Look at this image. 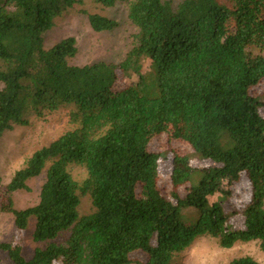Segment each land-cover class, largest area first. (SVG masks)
Masks as SVG:
<instances>
[{
  "label": "trees",
  "instance_id": "trees-1",
  "mask_svg": "<svg viewBox=\"0 0 264 264\" xmlns=\"http://www.w3.org/2000/svg\"><path fill=\"white\" fill-rule=\"evenodd\" d=\"M79 1L0 0V139L32 111L71 105L76 125L36 150L8 184L0 174V210L21 230L34 217L33 239L44 243L29 259L20 242L0 241V251L12 264H173L202 235L226 248L259 240L264 251V101L252 92L264 79V0H132L137 32L126 57L74 65L76 39L46 48L44 33ZM89 19L97 31L118 25L98 13ZM164 132L211 162L193 165L176 153L171 198L158 185L162 154L149 149ZM48 162L39 201L17 209L13 193L29 190ZM71 163L86 168L82 183ZM243 180L249 199L232 206ZM80 193L91 196L92 213L79 215ZM136 250L146 259L132 257ZM229 264L262 263L245 255Z\"/></svg>",
  "mask_w": 264,
  "mask_h": 264
},
{
  "label": "rangeland",
  "instance_id": "rangeland-1",
  "mask_svg": "<svg viewBox=\"0 0 264 264\" xmlns=\"http://www.w3.org/2000/svg\"><path fill=\"white\" fill-rule=\"evenodd\" d=\"M132 0L118 2L114 6H104L96 0H80L72 8L62 13L55 19L53 27L44 33L45 47L50 48L60 40L73 36L76 39L77 53L69 58V63L85 65L98 61L120 62L134 45V36L137 27L129 18V4ZM176 5L182 0H172ZM98 13L115 19L118 25L112 30L97 31L90 23L89 14ZM121 80L118 81V84ZM0 82V88L2 87ZM255 95L262 96L264 101V79L253 89ZM73 106H63L54 111L29 112L27 124H16L7 130L0 139V174L3 185L10 182L15 172L26 165L30 156L39 148L49 145L68 130L74 129L70 112ZM264 115V104L260 107ZM153 152L162 154L159 165L158 185L167 198H171L173 182L171 178L173 168V156L185 154L190 157L193 165L211 163L195 153L192 146L181 138L164 132L153 138L149 145ZM47 163L45 169L38 176L28 181L29 190H19L13 193L14 206L17 209L27 208L39 201L40 191L46 179ZM68 170L73 178L82 183L87 176L84 166L71 163ZM235 193L231 198L232 206L242 207L250 196L249 182L243 180L235 185ZM4 187L0 193V203L3 202ZM184 196L187 186L178 188ZM79 215L92 213L95 208L89 194L80 193ZM235 224L242 225V217L234 218ZM36 219L30 218L26 229H19L15 223L12 212L0 210V241L20 242L23 246V255L26 258L33 257L36 247L44 243H36L33 239ZM70 231H65L55 239L57 242L66 240ZM249 255L264 264V251L259 240L247 242L239 241L234 246L226 248L221 246L219 240L211 235L197 237L185 250L177 253L173 264H229L231 260ZM132 257L145 260L147 254L143 250H136ZM0 264H12L8 254L0 251ZM59 264V263H57ZM136 264V263H132Z\"/></svg>",
  "mask_w": 264,
  "mask_h": 264
}]
</instances>
